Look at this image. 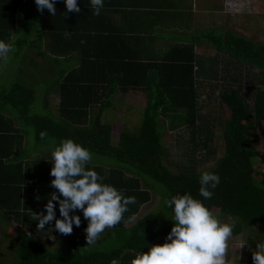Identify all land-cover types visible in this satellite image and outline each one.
Listing matches in <instances>:
<instances>
[{
    "label": "trees",
    "instance_id": "16d2710c",
    "mask_svg": "<svg viewBox=\"0 0 264 264\" xmlns=\"http://www.w3.org/2000/svg\"><path fill=\"white\" fill-rule=\"evenodd\" d=\"M1 2L0 39L15 50L0 58V223L27 233L19 241V259L14 264H110L113 259L130 264L137 251L162 244L152 217L134 221L152 201L150 181L164 187L165 199L188 192L203 200L219 219L237 221L235 237L247 224L262 225L253 238L257 243L264 241V152L255 148L257 125L264 122V88H244L245 83H254L246 81L247 68L264 75V43L230 30L223 34L198 30L185 12L174 11L171 0H104L99 15L93 14L90 0H77L79 13H66L63 0H56L55 15L47 9L38 11L35 3L26 0ZM170 17L178 24L170 25ZM178 28L180 33L174 34ZM158 39L166 47L167 39L175 44L163 53L156 46ZM211 50L216 51L214 55L209 54ZM43 64L47 80L38 91L44 80ZM53 92L58 98L56 117L49 113ZM135 92L146 98L142 123L135 131L122 129L118 143L113 144L114 127L103 121L104 112L112 107L116 94ZM217 93L231 113L222 125L224 154L215 167L196 173L199 151L207 153L215 136L204 107ZM36 104L47 113L35 112ZM159 119L168 123L164 125L170 131L185 128L189 132L191 145L184 141L185 150L180 152L186 163L180 165L179 173L166 163L169 149L163 143ZM29 130L35 137L31 149L26 144ZM68 138L91 154L114 159V167L90 161L87 167L104 183L135 197L122 220L104 230L110 231L109 236H100L92 245L78 239L87 226L80 210L76 212L80 226L73 225L67 235L55 230L54 220L37 229L33 219L34 214H46L44 205L55 191L50 185L54 177L49 140L54 148ZM182 139L177 134L178 147ZM34 156L43 157V163L35 167ZM205 171L220 176L207 200L199 195ZM54 204L59 218L58 202ZM165 210L172 213L166 205ZM39 230L61 239L68 252L45 247Z\"/></svg>",
    "mask_w": 264,
    "mask_h": 264
},
{
    "label": "clouds",
    "instance_id": "9594fccd",
    "mask_svg": "<svg viewBox=\"0 0 264 264\" xmlns=\"http://www.w3.org/2000/svg\"><path fill=\"white\" fill-rule=\"evenodd\" d=\"M56 0H34L37 10L47 9L56 14ZM67 12L81 11L77 0H63ZM94 15H99L104 0H90ZM69 33H65L67 36ZM11 43L0 39V58L14 51ZM45 133H41L43 137ZM54 177L50 185L55 189L44 205L45 212L34 214L37 229L55 221L54 228L61 234H71L73 225L79 227L80 210L87 226L84 229L87 245L95 244L106 228L118 224L127 206L135 202V197L125 196L115 186L104 183L103 177L87 167L92 159L91 152L68 138L60 141L51 152ZM199 195L204 200L213 196V189L220 183V176L205 171L200 176ZM58 202L59 218L56 213ZM165 205L172 210L173 226L162 244L147 245L148 251H137L130 264H227L228 241L233 236L235 221L221 222L203 200L190 193H177L165 199ZM243 246V245H242ZM241 246V247H242ZM254 264H264V242L256 244L252 254ZM110 264H118L113 259Z\"/></svg>",
    "mask_w": 264,
    "mask_h": 264
},
{
    "label": "rangeland",
    "instance_id": "374dc122",
    "mask_svg": "<svg viewBox=\"0 0 264 264\" xmlns=\"http://www.w3.org/2000/svg\"><path fill=\"white\" fill-rule=\"evenodd\" d=\"M181 2V5L186 6L188 18H191L193 23L198 26V30L205 32L213 30L219 34H223L230 30L240 37H245L260 44L264 43V0H182ZM215 52V50H211L209 54L214 55ZM42 60L43 62H46L45 59ZM71 65L74 66V62H72ZM66 66L67 64L63 67ZM43 67L44 64L42 65V68L40 67L42 74L41 79L44 80L41 81L39 85L40 87L37 88L38 91L44 89V82L47 80V75L45 77V70ZM247 69L250 71V76L247 77L246 81H252L254 83H245L244 88H251V90L253 89L254 91L256 89L255 85L258 87L261 85L262 88H264V75H261V72L258 70H251L250 68ZM242 71L243 74L247 73L246 69ZM2 77L3 75L0 77V83L3 81ZM216 97L217 98L213 97L211 102L206 103V106L204 107V114L208 115L209 118H212V122L214 123L215 128L213 130L215 136L207 153L203 150L199 151L196 158V173L215 167L217 162L216 160L224 154V142L223 139H221V133L223 131L222 125L228 120L231 113L229 112L227 106L219 99L218 93ZM49 98L50 103L52 104V109H50L49 113L56 117L57 112L55 108L58 104L57 94L53 92ZM201 98L205 99L206 97ZM112 104V107L108 108V110L104 112L103 121L109 122L113 125L114 131L112 135V142L113 144H117L122 129L127 128L132 131L139 129L143 120V110L146 106V98L143 93L138 92L131 93L126 96L116 94L112 98ZM34 111L38 113H47L42 110L40 104H36ZM164 123L167 122L164 121V119H159V129L163 132V143L166 148L169 149L166 156V163L168 167L172 169H170L171 171L179 173V168H181L180 165L186 163V160H182L180 151L185 150H183V146H186L185 143L188 141L189 132L185 128L170 131L169 125H164ZM256 133L258 143L255 145V148L262 153L264 152V122H260L257 125ZM177 134L184 138L182 139L179 147L177 145L178 141L176 140ZM189 143L190 142L188 141L187 144ZM26 144L30 149L35 145V137L31 130L28 131ZM49 144L50 146L47 149L53 150L52 145L54 144V141L50 139ZM189 145H191V143ZM210 151H214V153L208 154ZM41 159H43V157H36L35 159L34 156L32 161H34L33 164L35 167L36 164L43 163L41 162ZM90 162L94 165H105L108 167H114L117 165V162L114 161V159L96 154H92ZM148 183V188L151 189L152 193V201L143 208L140 215L137 216L134 221H140V219L146 215L152 217L155 229L159 230L162 234L160 243H163L173 226V221L171 220L172 213L165 210L164 201L166 190L164 187L159 184H155L154 181H150ZM144 187H146V184H144ZM221 222L232 223L233 221L232 219H229L227 221L221 220ZM236 224L237 221H235V225ZM248 225L250 224L246 225L247 228H244L242 234L236 237L232 236L229 239L226 253L227 264H254L252 254L255 251L256 244L259 240L256 239L257 242L254 241L253 237L258 236L259 231L263 227L259 224ZM39 231H41L39 233L41 242L45 245V247L49 248L53 252H60L63 254L68 252V247L61 242V239L57 237L55 238V236L48 234L43 230ZM42 233L46 236L42 235ZM26 234V231H21L18 227L8 226L5 222L0 223V264H14L18 261L19 255L17 246L21 238ZM109 234L110 231L106 230L101 234V237H107ZM85 236L86 233L80 235L78 239L86 242ZM106 237L103 239H106Z\"/></svg>",
    "mask_w": 264,
    "mask_h": 264
},
{
    "label": "crops",
    "instance_id": "0c3cea01",
    "mask_svg": "<svg viewBox=\"0 0 264 264\" xmlns=\"http://www.w3.org/2000/svg\"><path fill=\"white\" fill-rule=\"evenodd\" d=\"M171 1L174 3V11L185 12L187 14L186 16L188 17V12H187L186 6L185 5H181V3H182L181 1L182 0H171ZM26 2L27 3H34V0H26ZM3 15H4V6H3V2H1V0H0V25L1 24L2 25L4 24ZM173 18L174 17H170V19H168V21L170 22V25H176V24H178V21L175 22L173 20ZM163 25H164V22H163ZM179 30H180L179 28H178V31H177V29H175L174 34H176L177 32L180 33ZM174 44H175L174 41H172L171 39H167V47H168L167 48L165 46V41L164 40H159L158 39L157 42H156V46L159 49H162L163 53L166 52L167 49L169 50L170 49V46L171 45H174Z\"/></svg>",
    "mask_w": 264,
    "mask_h": 264
}]
</instances>
